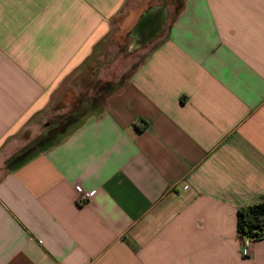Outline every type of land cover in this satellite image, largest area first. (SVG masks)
Masks as SVG:
<instances>
[{"label": "crops", "instance_id": "obj_1", "mask_svg": "<svg viewBox=\"0 0 264 264\" xmlns=\"http://www.w3.org/2000/svg\"><path fill=\"white\" fill-rule=\"evenodd\" d=\"M152 7L0 0V152ZM143 46L100 115L0 178V264H264L238 226L264 203V0H184Z\"/></svg>", "mask_w": 264, "mask_h": 264}, {"label": "rangeland", "instance_id": "obj_2", "mask_svg": "<svg viewBox=\"0 0 264 264\" xmlns=\"http://www.w3.org/2000/svg\"><path fill=\"white\" fill-rule=\"evenodd\" d=\"M149 1L166 6L173 15L181 10L184 2L143 0V3ZM116 31L103 40L91 57L64 80L48 108L35 115L19 134L10 139L8 144L14 143L16 150L14 156L7 155L11 151L1 150L0 178L9 170V165L14 164L17 156L37 152L46 140L60 138L68 131V125L90 117L89 113L96 104L103 106L114 86L129 80L152 46L140 47L133 31Z\"/></svg>", "mask_w": 264, "mask_h": 264}, {"label": "trees", "instance_id": "obj_3", "mask_svg": "<svg viewBox=\"0 0 264 264\" xmlns=\"http://www.w3.org/2000/svg\"><path fill=\"white\" fill-rule=\"evenodd\" d=\"M131 76L129 77V79L131 78ZM126 83L122 82V83L114 86V88L108 93L106 99L109 96L119 92ZM104 104H105V101H104ZM103 111H104V105L100 106L99 104H96L91 109V112L89 113L90 117L85 118L83 121H80L78 123H73V124L68 125V131L67 132H65L63 135H61L60 138H58L56 140H50V141L46 140L43 143V145L41 146V149L37 150V152L24 154V155L19 156V157L17 156L16 157L17 159L15 160L14 164L9 165L8 169L13 171V170L20 168L21 166L26 164L28 161H30L32 158H34L37 154L45 151L46 149L52 147L55 144H57L66 135H68L71 132L75 131L76 129L80 128L88 119L100 115ZM263 225H264V203L259 204V205L240 208V210L238 212L239 233L242 232V233L247 234L249 237L258 238L259 237V230L263 227Z\"/></svg>", "mask_w": 264, "mask_h": 264}, {"label": "water", "instance_id": "obj_4", "mask_svg": "<svg viewBox=\"0 0 264 264\" xmlns=\"http://www.w3.org/2000/svg\"><path fill=\"white\" fill-rule=\"evenodd\" d=\"M168 11L166 6L152 7L145 11L141 16L137 26L133 30L134 35H144L138 41L140 47L156 38L167 24Z\"/></svg>", "mask_w": 264, "mask_h": 264}, {"label": "built area", "instance_id": "obj_5", "mask_svg": "<svg viewBox=\"0 0 264 264\" xmlns=\"http://www.w3.org/2000/svg\"><path fill=\"white\" fill-rule=\"evenodd\" d=\"M77 191V202L79 205H86L90 202L91 198L93 197L94 193L93 192H85L81 187H76ZM240 237L243 242V251L245 254L248 253V249L250 246L253 244L254 241L256 240H264V225L263 227L259 230V237H249L245 233H240Z\"/></svg>", "mask_w": 264, "mask_h": 264}, {"label": "flooded vegetation", "instance_id": "obj_6", "mask_svg": "<svg viewBox=\"0 0 264 264\" xmlns=\"http://www.w3.org/2000/svg\"><path fill=\"white\" fill-rule=\"evenodd\" d=\"M138 37V41H141L142 38L144 37V35L140 36V35H136Z\"/></svg>", "mask_w": 264, "mask_h": 264}]
</instances>
